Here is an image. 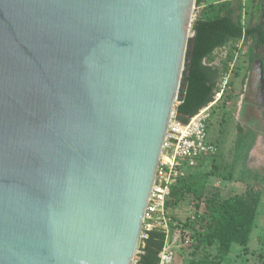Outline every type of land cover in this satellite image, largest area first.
<instances>
[{
    "label": "water",
    "instance_id": "obj_1",
    "mask_svg": "<svg viewBox=\"0 0 264 264\" xmlns=\"http://www.w3.org/2000/svg\"><path fill=\"white\" fill-rule=\"evenodd\" d=\"M196 6L0 0V264H133Z\"/></svg>",
    "mask_w": 264,
    "mask_h": 264
},
{
    "label": "rangeland",
    "instance_id": "obj_2",
    "mask_svg": "<svg viewBox=\"0 0 264 264\" xmlns=\"http://www.w3.org/2000/svg\"><path fill=\"white\" fill-rule=\"evenodd\" d=\"M226 3L232 4L234 17L241 18L246 26H252V23L257 25L264 20V0H207L200 10L195 8L192 27L200 18L220 14L217 7ZM231 49L235 51L234 61L229 64L227 73L218 80V83H222L229 74L230 83L208 122L209 139L218 146L219 151L212 158L206 159L202 168L196 167L185 174L188 178L195 177L192 180L194 186L199 185V192L201 183L204 182L201 180L209 176L206 194L213 200L223 201L234 194L243 197L252 194L249 200H258L259 203L264 190V83L261 81L263 70L255 62L256 49L252 40L237 41L229 44V48L218 50L215 55L217 60L214 59L212 64L216 62L221 67L228 59ZM249 79L255 80L256 85L248 84ZM253 86L255 91L252 93ZM179 104L177 102L175 109ZM184 199L170 210L178 237L174 264H194L195 261L219 263L218 260L215 261L218 258L217 252L212 248L182 243L181 228L189 230L191 227H203L204 221H195L193 216L196 215V206L200 202L205 205V202L197 200V196L188 195ZM262 230L261 233H264V229ZM254 244L258 247L256 241ZM221 264L229 262L225 260Z\"/></svg>",
    "mask_w": 264,
    "mask_h": 264
},
{
    "label": "trees",
    "instance_id": "obj_3",
    "mask_svg": "<svg viewBox=\"0 0 264 264\" xmlns=\"http://www.w3.org/2000/svg\"><path fill=\"white\" fill-rule=\"evenodd\" d=\"M206 1L197 0V6H204ZM217 10L220 14L200 18L193 24L196 42L192 52L187 55L188 64L184 72L187 89L185 92L181 89L183 101L177 106L178 117L183 122H188L189 119L181 115L193 117L213 101L219 78L227 73L229 64L234 61L235 51L232 49L221 67L214 66L212 63L218 50L241 40H254L264 44V20L257 25L246 26L241 18L234 17L231 3L219 5ZM194 178L184 176L170 188L167 201L169 217L171 218V207L178 206L188 195L197 196L198 201L205 202V205L201 202L196 204L197 213L194 216L195 221H204L203 227H191L189 230L181 228L182 243L189 240L191 245L200 244L212 248L217 252L218 258L215 261L218 260L219 263L216 264H221L234 243L248 246L258 200H249L252 194L248 198L235 196L223 201L213 200L206 194L209 176L206 180H201L204 182L201 183L200 192L197 188L199 185L194 186ZM171 230L173 233L176 231L173 221ZM148 235L138 264H158L159 254L166 243V233L160 228L150 231ZM194 264L207 263L195 261Z\"/></svg>",
    "mask_w": 264,
    "mask_h": 264
},
{
    "label": "built area",
    "instance_id": "obj_4",
    "mask_svg": "<svg viewBox=\"0 0 264 264\" xmlns=\"http://www.w3.org/2000/svg\"><path fill=\"white\" fill-rule=\"evenodd\" d=\"M196 9L200 10L201 7L196 6ZM230 78L231 76L227 74L223 82L218 85L213 101L191 117L188 122L181 121L175 109L165 138L155 187L146 210L141 244L133 264L139 263L144 242L149 237L148 233L157 228L166 233V243L159 254L158 264H174L178 237L171 230L172 220L167 210L170 188L180 178L186 176V171L198 167L206 159L218 153V146L209 139L208 122L212 117L213 109L224 97ZM171 238L172 241H170ZM184 244H190V241L186 240Z\"/></svg>",
    "mask_w": 264,
    "mask_h": 264
},
{
    "label": "crops",
    "instance_id": "obj_5",
    "mask_svg": "<svg viewBox=\"0 0 264 264\" xmlns=\"http://www.w3.org/2000/svg\"><path fill=\"white\" fill-rule=\"evenodd\" d=\"M252 26H254L253 23H252ZM226 48H229V46ZM226 48H223V49H226ZM217 53L218 52H216V55ZM218 65H219L218 63L214 64V66H218ZM219 84L220 83H218V85ZM205 163H206V160L201 163L202 165H200L199 169L202 168L205 165ZM203 180H206V178ZM235 196H242V195L234 194L231 197H235ZM263 205H264V190H262L261 199L258 203L254 227L251 232L249 244L247 247H245L241 244L234 243L231 247L230 253L225 258L226 262H229V264L231 263L232 264H264V237H262V234L264 233H261V231H263L262 229H264V211H262ZM193 219H194V216H193ZM255 233H257V235ZM170 241H172V238L170 239ZM255 241L258 243V247L254 244Z\"/></svg>",
    "mask_w": 264,
    "mask_h": 264
},
{
    "label": "flooded vegetation",
    "instance_id": "obj_6",
    "mask_svg": "<svg viewBox=\"0 0 264 264\" xmlns=\"http://www.w3.org/2000/svg\"><path fill=\"white\" fill-rule=\"evenodd\" d=\"M263 19H264V15H263ZM252 41L255 42L254 40H252ZM255 49H256V60H255V62H256V64L260 65V68L263 70V74H262L263 78L261 79L262 84H263L264 83V44H259V43L255 42ZM215 64H217V63L215 62ZM252 83H253V85H256L255 80L249 79L248 84H252ZM252 88H253L252 89V93H253V91H255L254 86Z\"/></svg>",
    "mask_w": 264,
    "mask_h": 264
}]
</instances>
